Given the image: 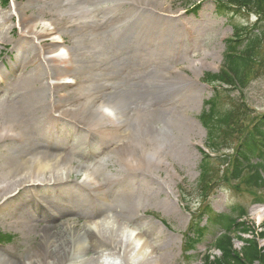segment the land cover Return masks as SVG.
<instances>
[{
  "label": "rangeland",
  "instance_id": "rangeland-1",
  "mask_svg": "<svg viewBox=\"0 0 264 264\" xmlns=\"http://www.w3.org/2000/svg\"><path fill=\"white\" fill-rule=\"evenodd\" d=\"M57 1H37L38 4L34 5L30 0H7V3L0 0V134L1 127L7 122L1 119V103L20 93L17 90L11 94L4 89L6 84L2 85L1 82L6 78L13 80L18 77V67L31 61L30 55H38L40 59L36 60L37 64L35 61L29 64L28 69H34L38 64L44 66L42 42L54 43L48 48L49 54L44 56L54 59L47 81L54 86L56 83L65 82V79L71 81L70 86L67 85L70 88L60 94L65 101L68 92L78 89L81 95L79 101L73 102L74 106L83 107L86 101L96 95H102L109 90L113 92L111 87L117 86L121 79L119 76L114 78L111 74L120 71L121 66L130 71L134 81L142 74L145 77L147 74V86L173 82L178 88L166 97L169 96L167 107L173 104L176 112L160 117L156 115L151 124L164 134L159 146L158 159L161 167L152 166L132 178L124 176L123 185L118 192L136 200L139 217L137 222L129 225L127 232L117 231L114 241L126 250L133 248L136 242L140 245L146 242L148 256L145 264H152L155 259H161L163 264H203L201 257L205 253L219 255L218 251L210 247L215 230L206 232L201 241L195 244L194 250L183 254V234L190 217L203 206L209 205L215 214L234 216H238L243 209L246 212L243 221L258 228L264 221V203L255 204L253 194L243 185L229 183L220 174L222 177L217 180L216 176L215 181L208 183L204 191L197 187L200 150L207 137L198 118L204 102L214 94V87L202 83L200 79L204 73H216L220 68L224 42L232 36V26H251L255 17L248 12L234 13L231 18L217 15L213 0H156L149 6L125 8L117 7L108 0H92L82 4L71 3V0H63L58 4ZM11 4H15L16 14L10 15L8 12ZM198 4L200 9L193 15L191 10ZM139 23H143L142 26ZM30 26H33L31 33ZM45 29H49L51 33L45 39H40ZM131 33L146 38L133 47L132 69L125 67L123 56L121 58L115 55L121 50L111 41L114 34L128 41L132 39ZM22 35L27 40L21 41ZM141 48L143 51H140ZM61 51L65 54L58 56ZM107 62L113 70L108 68ZM12 67L15 70L10 72ZM103 67L108 70L106 76L100 78L97 68ZM217 94L218 98L222 96L220 110L232 105L227 96H231L235 102L240 101L241 95L249 106L247 113L250 116L264 113V75L253 80L240 95L233 90L225 96L221 92L213 96ZM111 108L110 105H104L102 111L112 115ZM115 112L118 111L115 109ZM130 114L136 115L140 112L132 109ZM64 131V139L70 142L68 146L75 153L72 160L76 166L80 165L74 171L84 170L93 161H97L98 167L93 171L97 180L103 182L121 173L118 158L107 152L102 153L106 147L102 142L94 137L86 140L90 152L92 148L97 150V155L92 152L95 156L88 155V149L77 147L79 137H85V133L76 126L65 127ZM37 139H41L40 134ZM239 141V137L229 139L226 148H233ZM11 143L0 142V190L6 183L1 164L5 165V159L15 146ZM40 143L41 141L37 142L38 145H44ZM148 158L150 161L155 158L151 151ZM203 192L204 197L201 196ZM45 198L39 196L38 200L41 202ZM181 198L188 200V206ZM12 209L13 205L10 204L0 210V234L14 236L10 242H0V258L2 256L8 262L19 264V256L22 261L25 260L32 251V244L48 242L55 235H44L34 228V225L44 224L39 223L40 218L37 223L25 229L14 223L10 224L7 218ZM94 222L113 230L110 221L104 222L102 218H97ZM58 224L62 231L57 239L66 237L74 243L80 241V227L68 230L62 223ZM81 224L79 221L78 225ZM257 231L262 230L258 228ZM243 237L250 238L249 235ZM258 242L264 247V239H258ZM233 245L238 250L242 244L234 239ZM134 255V252H129L128 258L135 261ZM187 256L191 258L187 259ZM115 263L123 264L122 255L116 257Z\"/></svg>",
  "mask_w": 264,
  "mask_h": 264
},
{
  "label": "bare ground",
  "instance_id": "bare-ground-1",
  "mask_svg": "<svg viewBox=\"0 0 264 264\" xmlns=\"http://www.w3.org/2000/svg\"><path fill=\"white\" fill-rule=\"evenodd\" d=\"M30 1L34 5L37 1L47 2ZM90 1L92 0H71V3ZM108 1L121 8L149 6L156 2ZM61 2L63 0L57 1L58 4ZM8 12L10 15L16 14L15 4L9 6ZM119 20L120 18L117 19ZM142 24L139 23V26ZM32 31L33 26H30L29 33ZM50 33L49 29H45L40 39H45ZM131 36L132 39L128 41L115 34L111 39L121 50L115 55L121 58L123 56L125 67L130 69L133 47L146 40L144 36L134 33ZM20 40L25 41L27 38L22 35ZM42 43L44 66L38 64L34 69H28L29 64L40 59L38 55H30L31 61L18 67V77L13 80L6 78L1 82L2 85L6 84L4 89L11 94L17 90L20 93L1 103V119L7 122L1 127L0 142H12L15 146L5 159V165L1 164L6 183L0 190V210L12 204L14 209L7 218L10 224L14 223L25 229L37 223L40 218L39 223L44 224L34 225V228L44 235H55L48 242L32 244V251L25 260L22 261L19 256V264H116L115 260L119 255L123 257V264H145L148 256L146 242L142 245L136 242L133 248L126 250L114 241L117 231L124 233L139 217L136 200L118 190L123 185L125 175V178H132L152 166L161 167L158 159L159 146L164 134L151 126L152 119L156 115L160 117L176 112L173 104L167 107L169 96L166 95L177 90L178 86L173 82L147 86V74L146 77L142 74L134 81L130 71L121 66L120 71L111 74L114 78L119 76L121 79L117 86L111 87L113 92L109 90L102 95L95 94L96 97L86 101L83 107L74 106L73 102L79 101L81 95L78 89L68 92L64 101L60 92L70 88H67V85L70 86L68 82L56 83L54 86L47 81L54 59L44 56L49 54L48 48L54 43ZM108 68L113 70L109 65ZM14 70L15 67H12L10 72ZM107 70V67L97 68L99 77L104 78ZM104 105L112 107V115L102 111ZM132 109L139 110L140 114L131 115ZM131 125L135 127L132 128ZM74 126L85 133V137H79L77 147L89 150L86 140L94 137L106 146L102 153L107 152L118 158L122 169L118 176L103 182L97 180V175L93 172L98 167L97 161H93L84 170L74 171L80 165L74 164L72 157L75 153L68 146L70 142L64 139V128ZM38 134L41 136L40 140L37 139ZM38 141L44 145H38ZM149 151L155 157L152 161L148 158ZM91 152L97 155L96 149L92 148ZM91 152L89 150L88 155H94ZM13 192L16 194H12ZM39 196L46 198L39 202ZM97 218H102L104 222L110 221L113 230L95 224L94 220ZM79 221L82 222L81 225H78ZM58 223L65 225L68 230L80 227V241L74 243L66 237L57 239L62 231ZM129 252L135 253V261L128 258ZM0 264L14 263L1 256ZM152 264L163 262L155 259Z\"/></svg>",
  "mask_w": 264,
  "mask_h": 264
},
{
  "label": "trees",
  "instance_id": "trees-1",
  "mask_svg": "<svg viewBox=\"0 0 264 264\" xmlns=\"http://www.w3.org/2000/svg\"><path fill=\"white\" fill-rule=\"evenodd\" d=\"M216 11L227 16L249 12L257 19L251 28H234L233 37L225 43L219 73H206L202 82L244 89L249 81L264 71V0H217ZM217 96L205 102L207 113H202L200 119L208 134L206 147L215 155L210 157L203 153L200 182L209 181L213 173L211 166L216 164L225 168L223 174L228 175L229 179H239L248 188L264 189V114L250 118L240 106L220 111ZM231 136L241 137L239 144L231 154H220ZM203 216L204 213L196 216L190 225L189 232L194 237H201L207 229L200 227ZM208 224L211 228L220 229V235H213V245L221 255L213 259L205 255L203 264H264V248H259L255 239H245L239 235L249 233L250 227L229 216H217L211 212L208 214ZM231 235L243 242L240 252L233 249ZM258 235L262 238L264 232ZM187 239L194 242L189 237Z\"/></svg>",
  "mask_w": 264,
  "mask_h": 264
}]
</instances>
